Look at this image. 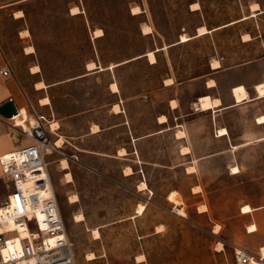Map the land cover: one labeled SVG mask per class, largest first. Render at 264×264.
Listing matches in <instances>:
<instances>
[{
    "label": "rangeland",
    "instance_id": "374dc122",
    "mask_svg": "<svg viewBox=\"0 0 264 264\" xmlns=\"http://www.w3.org/2000/svg\"><path fill=\"white\" fill-rule=\"evenodd\" d=\"M7 2L10 0H0V5ZM76 5L79 13L84 12L73 16L69 10ZM16 7L25 12L22 20H15L11 15L12 8ZM135 7H139L140 12L133 13ZM146 24L152 28L150 33L143 32ZM23 26L30 31L37 47L41 76L47 82L82 74L89 70L91 62L96 68L89 71H95L98 66L90 61L93 59L100 58L109 64L149 51L157 54V64L150 66L146 58H142L118 67L117 72L126 86H138L142 78L149 86H154L157 79L169 75L187 80L205 73L211 61L214 68V60L219 59H223V62L219 60V67L222 63L225 67L264 63V0H22L0 10V40L7 42V50L17 62L21 76L25 82H30L24 75L27 63L17 54L18 30ZM201 27L205 29L200 31ZM93 28L94 31L102 28L105 36L93 41ZM94 31L93 37H96ZM183 34L190 38L182 41ZM30 47L34 51V47ZM157 50L160 51L156 53ZM35 69L40 71L39 66L32 67L33 72ZM108 77L96 74L82 85L98 104L107 99ZM72 90L69 87L66 91ZM64 91L55 92L56 98ZM236 97L242 100L249 97V93L240 86ZM48 101V98L42 99V103ZM57 105L61 113L76 109L63 101ZM115 109L120 111V106L116 105ZM30 120L33 119L29 115ZM78 122L72 121L74 136L79 134ZM93 127V131L99 128ZM51 138L55 141L57 137L53 134ZM59 139H62L61 148L49 155L48 161L77 264H136L135 253L142 254L137 257L139 261L146 258L143 264H237L235 248L260 255V248L254 247L244 233L246 217L238 213L235 204L264 200V143L251 146L250 158L242 161V174L228 176L220 162L209 168L211 173L205 177V182L214 221L197 215L194 199L178 192L176 198L186 212V216L180 215L179 205L170 198L172 190L167 201L156 198V203H151L145 213L138 212L140 203L136 214H144L138 218L117 222L133 214L140 200L133 191L134 179L122 176L119 160L85 154L80 151L78 140L64 144V138ZM96 142L93 140L91 144L96 146ZM64 159L68 160L67 168L62 163ZM87 162L96 165L104 175L87 167ZM68 172L72 174L71 179L66 176ZM158 178L168 182L169 187L173 183H186L180 173L163 172ZM73 194L79 198L71 199ZM77 214H83L84 218L77 220ZM160 223L164 224V230L163 225L156 228L163 230L160 234L137 238L138 233L147 234ZM217 226L220 229L214 232Z\"/></svg>",
    "mask_w": 264,
    "mask_h": 264
},
{
    "label": "crops",
    "instance_id": "0c3cea01",
    "mask_svg": "<svg viewBox=\"0 0 264 264\" xmlns=\"http://www.w3.org/2000/svg\"><path fill=\"white\" fill-rule=\"evenodd\" d=\"M21 1L10 0L0 5V10L15 6ZM17 12L21 14L17 15ZM69 12L71 14V8ZM83 12L71 15H80ZM11 15L15 20H22L25 12L16 7L12 8ZM94 29L91 30L93 41L105 36L104 33L103 36L93 37ZM26 30L27 35L23 33ZM17 37L16 44L19 49L17 54L27 63L24 75L30 82H25L21 76L17 62L7 50V42L0 40V70L8 68L11 72L7 76L0 72V105L12 99L19 111L11 118L0 113V156L32 142L23 127L16 123L24 107L32 118L36 114L44 115L51 126L55 121L60 124L55 133L49 132L50 138L53 134L57 137L55 141L51 138L53 143L60 137L64 138V144H72L78 140L81 143L79 148L81 152L112 157L120 161L122 176L134 179L133 191L140 196V200L136 202L133 214L127 218H120L117 222L138 218L145 213L151 203H156V198L167 201L172 190H177L180 195L183 193L184 197L188 194L194 199L193 205L197 215L214 221L208 201L209 190L205 182V177L211 173L209 168L220 162L221 168L228 176L242 174L244 170L242 161L250 158L248 153L251 146L264 143V123L259 120V117L264 115V96L258 97L257 90L258 83L264 81V63L247 62L230 67H225L222 63L221 67L213 68L211 61L205 73L187 80H178L175 76L169 75L157 79L154 86H149L143 78L138 86H126L117 72L118 67L142 58H146L150 66L158 63V59L151 63L145 52L138 55L139 57L134 56L109 64L103 63L100 58L93 59L90 61L97 63V70L86 69L84 73L74 77L47 82L41 76L39 54L31 40L30 31L23 26L18 30ZM29 46H33L34 51H27ZM219 60L223 62V59ZM111 64L117 65L111 68L109 67ZM34 66H39L40 71L33 72ZM102 67L104 69L100 70ZM96 74L109 76L105 84L107 99L101 104L90 97L89 90L84 86L82 88L84 81ZM169 77L173 78L171 84L166 83ZM41 81L46 87H37V83ZM211 81L214 82L210 83ZM112 83H117L119 88L117 91L112 89ZM240 86L247 89L249 97L237 99L236 89ZM69 87L73 90L68 93L66 90ZM59 90L65 91L60 98H56L55 92ZM206 96H209L211 101L217 99L218 102L214 101L210 107L204 109L201 99ZM44 98H48V103H42ZM62 101L76 106V109L61 113L57 103ZM116 105L120 106V111L115 109ZM163 116L165 119H161ZM72 121H79L77 123L79 126H76L79 128V134L75 136L71 131L74 127ZM94 125L99 127L97 131H93ZM221 129H225L226 132H221ZM179 132H182V136L178 135ZM93 140L97 141L96 146L91 144ZM236 145L238 148L235 149ZM183 148H188V151L184 152ZM121 149H125L126 153L119 154ZM86 165L104 175L96 165L89 162ZM233 165H239L241 172L232 173ZM190 166L195 167L194 171H188ZM127 167L132 168V173H125ZM163 172L180 173L185 177L186 183H173L169 187L168 182L158 178ZM1 173L0 168V176ZM143 180L146 181L148 188L138 189V183ZM194 187L200 189L196 191ZM140 203L145 205V211L137 215L136 208ZM183 203L185 204L184 201ZM203 204L207 209L199 211V206ZM159 205L163 206L161 203ZM239 205L235 204L238 213L246 217L244 233L254 247H263L264 200L251 201L253 210L248 213L242 212L243 205ZM251 224L257 225L255 231L249 229ZM158 225H163L164 230L163 223L156 224L153 231L147 234L138 233L137 238L144 239L160 234L163 230L157 231ZM140 255L142 254L134 255L136 264H143L146 260V258L143 261L137 260ZM143 256L145 257L144 254Z\"/></svg>",
    "mask_w": 264,
    "mask_h": 264
},
{
    "label": "built area",
    "instance_id": "2783aa9c",
    "mask_svg": "<svg viewBox=\"0 0 264 264\" xmlns=\"http://www.w3.org/2000/svg\"><path fill=\"white\" fill-rule=\"evenodd\" d=\"M34 119L30 130L23 127L32 142L0 156V264H77L48 161L58 147L46 117ZM15 241L20 248L10 249ZM235 258L237 264H264L242 248H235Z\"/></svg>",
    "mask_w": 264,
    "mask_h": 264
},
{
    "label": "bare ground",
    "instance_id": "6f19581e",
    "mask_svg": "<svg viewBox=\"0 0 264 264\" xmlns=\"http://www.w3.org/2000/svg\"><path fill=\"white\" fill-rule=\"evenodd\" d=\"M71 12H72V14H77V13H79L80 11H79V9H78V7L77 6H74V7H72L71 8ZM138 12H140V10H139V7H135V8H133V13H138ZM17 15H20L21 14V12H17L16 13ZM205 28H202L201 27V30L200 31H202V30H204ZM152 31V28H151V26H149V25H145L144 26V29H143V32L144 33H150ZM204 32V31H203ZM205 32H207L206 30H205ZM25 35H27V33H28V31L26 30L25 32H23ZM200 33V32H199ZM104 34V32H103V29L102 28H97L95 31H94V35L96 36V37H100V36H102ZM190 38V36H187L186 34H183L182 36H181V39H182V41H186V40H188ZM28 49V51L29 52H32L33 50L31 49V47L30 48H27ZM147 56H148V58H149V60L153 63V62H155L156 61V55H155V51H149L147 54H146ZM221 64H220V61L219 60H214V66L215 67H219ZM214 67V68H215ZM94 68H96V65H95V63H93V62H91V63H89L88 64V69L89 70H92V69H94ZM102 69V68H101ZM35 72L36 71H38V69H35L34 70ZM166 82L167 83H173V80H172V78H168L167 80H166ZM209 82V81H208ZM212 82H214V81H211L210 83H212ZM214 84V83H213ZM38 86V88H42L43 86H45V84L43 83V82H40V83H38L37 84ZM112 89L113 90H115V91H117L119 88H118V85H117V83H112ZM257 90H258V97H263L264 96V81L263 82H261V83H259L258 85H257ZM201 99V98H200ZM202 107L205 109V108H208V107H210L211 105H212V103L215 101V100H213V101H211V99H210V97L209 96H206V97H202ZM200 100V101H201ZM216 102H218V100L216 99V101H215V103ZM118 106V105H117ZM116 108H118V107H116ZM32 118V117H31ZM33 120L31 121H29V115H28V111H27V109L26 108H22L21 109V115H20V117H18L17 119H16V123L18 124V125H20L21 127H24L26 130H30L31 129V126H30V124H29V122H31L32 123V125H34L36 122H35V119L34 118H32ZM161 119H165V117L163 116ZM259 120H260V122L261 123H264V115H262V116H260L259 117ZM59 126H58V124H57V122H54V123H52V126H51V128H52V130L51 131H53V130H56L57 128H58ZM94 128V127H93ZM95 130V129H94ZM221 132H223V133H225L226 132V130L225 129H221ZM182 134V132H179L178 133V135H181ZM182 136V135H181ZM61 143H62V139H59L58 141H56V144H54L56 147H57V145L60 147L61 146ZM234 148L236 149V148H238V146L236 145V146H234ZM184 152L185 151H188V148H183L182 149ZM120 153H121V155L122 154H125L126 153V150H121L120 151ZM62 163H63V165H64V168H67L68 167V165H69V163H68V160L67 159H64L63 161H62ZM194 169H195V167L194 166H190V167H188V171H194ZM126 174L127 173H132V168H130V167H128L127 169H126ZM241 172V168H240V166L239 165H233V167H232V173H234V174H237V173H240ZM67 178H69V179H71L72 178V174L70 173V172H68L67 173ZM200 187V186H199ZM199 187H194V190H196V191H198V189H200ZM148 188V186H147V183H146V181H141L140 183H139V185H138V189H147ZM177 194H178V191L177 190H174V191H172V193L170 194V198H171V200H173L177 205H179V213H180V215H182V216H186V212H185V210L183 209V206H182V204H181V202H179V200H178V198H176L177 197ZM79 198V196L77 195V194H73V195H71V199H75V200H77ZM207 209V206L206 205H201L200 206V209H199V211H205ZM145 210V206L143 205V204H141L139 207H138V212L139 213H142L143 211ZM253 210V207L250 205V204H245V205H243L242 206V212H244V213H248V212H251ZM84 218V215L83 214H77L76 215V219L77 220H82ZM256 228H257V225L256 224H251L250 226H249V229L251 230V231H255L256 230ZM219 229H220V226H217L216 227V229L214 230L215 232H218L219 231ZM10 249H17V248H20V242L19 241H15L13 244H11L10 245V247H9ZM260 257H261V259L262 260H264V246L263 247H261L260 248V255H259Z\"/></svg>",
    "mask_w": 264,
    "mask_h": 264
},
{
    "label": "water",
    "instance_id": "95a60500",
    "mask_svg": "<svg viewBox=\"0 0 264 264\" xmlns=\"http://www.w3.org/2000/svg\"><path fill=\"white\" fill-rule=\"evenodd\" d=\"M196 34L192 35L195 36ZM0 113L2 115H4L7 118H11L14 115L18 114L19 111L16 108L14 102L12 99H9L8 101H6L5 103H3L2 105H0Z\"/></svg>",
    "mask_w": 264,
    "mask_h": 264
},
{
    "label": "trees",
    "instance_id": "16d2710c",
    "mask_svg": "<svg viewBox=\"0 0 264 264\" xmlns=\"http://www.w3.org/2000/svg\"><path fill=\"white\" fill-rule=\"evenodd\" d=\"M77 6V5H76ZM105 33V32H104ZM95 70H97V69H95Z\"/></svg>",
    "mask_w": 264,
    "mask_h": 264
}]
</instances>
